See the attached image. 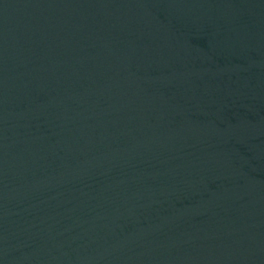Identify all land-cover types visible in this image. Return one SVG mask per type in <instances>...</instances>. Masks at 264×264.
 <instances>
[{
	"label": "water",
	"instance_id": "95a60500",
	"mask_svg": "<svg viewBox=\"0 0 264 264\" xmlns=\"http://www.w3.org/2000/svg\"><path fill=\"white\" fill-rule=\"evenodd\" d=\"M0 264H264V0H0Z\"/></svg>",
	"mask_w": 264,
	"mask_h": 264
}]
</instances>
